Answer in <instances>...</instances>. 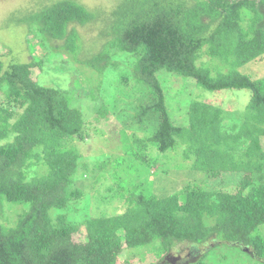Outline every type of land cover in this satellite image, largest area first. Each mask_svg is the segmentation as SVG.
I'll list each match as a JSON object with an SVG mask.
<instances>
[{
    "label": "trees",
    "instance_id": "obj_1",
    "mask_svg": "<svg viewBox=\"0 0 264 264\" xmlns=\"http://www.w3.org/2000/svg\"><path fill=\"white\" fill-rule=\"evenodd\" d=\"M93 9L78 0H57L18 12L30 32L53 50L72 51L80 36L73 24L83 27L99 20L101 35L110 36L108 48L87 64L102 72L122 61L117 54L132 59L130 71L122 73L117 84L123 93L129 83L138 85L135 89L141 93L131 101L134 114L121 109L119 119L152 130L135 141L144 149L157 146L165 155L183 144L184 156H195L184 170L186 176L201 172L199 180L204 182L220 174L235 177V191L189 185L183 194L163 189L156 195L145 185L158 182L142 178L131 179L125 193L123 177L114 169L118 178L106 183L109 177L103 173L106 187L94 185L93 190L100 203L111 198L102 193L105 189L114 191L125 200L126 209L90 215L84 221L87 239L83 240L81 223L70 222L62 212L54 216L51 210L84 196L85 189L76 184L79 170L89 168L79 147L89 134L84 114L72 103L69 90L40 83L34 70H43L48 54L8 67L0 58V264H120V230L127 247H144L161 256L178 242L192 243L190 252L195 255L197 245L213 241V247H240L264 259V78L240 69L264 58V2L118 0L109 14L103 8L98 14ZM162 70L168 77H181L186 86L220 96L224 90L247 89L250 97L238 110L220 96L218 104L210 98H193L180 106L186 112L178 120L167 103ZM101 98L95 121L112 113L111 102ZM123 127L121 146L148 164L147 155L133 148ZM33 164L45 171L29 178ZM126 168L134 172L137 165L130 162ZM208 252L189 264H213L204 260Z\"/></svg>",
    "mask_w": 264,
    "mask_h": 264
},
{
    "label": "rangeland",
    "instance_id": "obj_2",
    "mask_svg": "<svg viewBox=\"0 0 264 264\" xmlns=\"http://www.w3.org/2000/svg\"><path fill=\"white\" fill-rule=\"evenodd\" d=\"M41 1H45V4H51L57 0H0V58L4 66L8 67L13 62L22 63L34 61V59L40 60L44 55L48 54L46 62L42 64V72L39 68L34 70L39 75L40 83L69 90L72 103L78 106L84 114L89 136L87 135L85 140L79 142L81 149L79 150L82 155V161L87 163L89 168L87 171L80 169L78 176H76L79 179L76 184L85 189L84 196L78 200L70 201L68 206L63 209L53 207L51 211L54 216L62 212L70 222L81 223V232L79 234L83 240H86L84 225L86 218L90 215H111L123 212L126 209L125 200L113 194L114 191L111 192L105 189L102 192L111 196L110 199L104 200L103 203H100L101 197L94 192V185L98 187L101 184L99 187L101 189L106 187L104 176H102L104 174L109 177L106 183H113L114 179L121 175L124 180V187H126L124 189L125 193H128L132 186L129 183L131 179H135V182H140L142 178H146L149 182L155 180L158 182L145 185V189H153L156 195H161V192H165L163 189H170L171 193L181 192L183 194L189 185H202L204 188L213 187L224 191H235V177L220 174L216 178L207 177L204 182V179L199 180L202 176L201 172L194 174V177L186 176L184 174L186 171L184 170L191 167L195 156L193 155L190 158L184 156L183 144L178 145L176 149L169 150L167 155L160 153L157 146H149L146 149L141 147L140 143L136 142L135 139L149 136L152 133L151 127L143 129V126L138 123L128 121L123 124V121L119 119L121 109L130 116L134 114L135 102L132 103L131 101H134L135 97L141 93L140 90H136L138 85L135 87V84L129 83L127 86L128 91L123 93V89L119 88L117 84L121 79V74L130 71V61L132 59L124 57L125 53L117 54L115 57L122 59V61L117 66H109L102 72L95 70L92 66H88V60L108 48L107 41L110 36L101 35L103 24L99 20L94 23H88L83 27L78 23L73 24L80 36L78 38V47H75L72 51H68L65 48L53 50L48 44L42 45L37 33L30 32L29 27L21 22L24 19L18 12L23 10L25 12L30 7L38 8L41 5ZM78 1L87 8H94L93 10L97 14L101 12L102 8L105 12L104 14H109L118 2V0ZM185 1L188 4L194 2V0ZM260 1L264 2V0ZM36 2L39 3L38 6ZM73 25L71 24L70 27ZM53 43L62 45L64 41L54 40ZM207 59L208 56L205 55V60ZM213 68L215 69V66ZM240 69L253 77L264 78V58L257 62H249L240 67ZM223 71L226 72L227 67L223 68ZM165 73L166 71L162 70L160 77L165 88L167 103L170 109H173L172 113L175 115V119L178 120H182L186 112V109H182L180 106L187 105L193 98L199 101L210 98L218 104L221 97L226 104H232L233 102V107L238 110V108H242L247 103L250 97V91L247 89L224 90L220 96V93L213 94L194 86H186L183 84L184 81L181 77H168ZM118 91L121 94H118ZM101 96L111 102L112 113L108 114L106 120L95 121V107L98 100L102 99ZM122 126L128 133L129 140L134 145L133 148L147 155L148 164L143 163L139 158L131 156L121 146L122 136L120 129ZM262 143L264 144V136H262ZM116 157L120 158L112 160V158ZM122 157H125V161L120 162ZM130 162L137 165V169L134 172H129L126 168ZM101 163H105L107 167L104 169L97 167ZM114 169L118 177L114 176ZM44 171V167L42 169L40 165L33 164L28 168L27 177L43 174ZM16 205L19 208L26 206L25 204ZM120 233L123 240V257L120 259V264H164L165 262L170 264H189L198 260L207 249L209 252L204 257V260L213 264H264V259H257L245 249L227 247L222 244L213 247V241L197 245L199 250L198 254L195 255L190 252L193 246L192 243L187 241L178 242L168 253L161 256L156 251L144 247H136V249L127 247L123 239V230H120Z\"/></svg>",
    "mask_w": 264,
    "mask_h": 264
}]
</instances>
